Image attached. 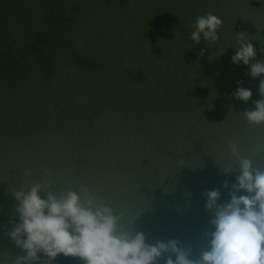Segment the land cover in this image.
Masks as SVG:
<instances>
[{
  "label": "water",
  "instance_id": "1",
  "mask_svg": "<svg viewBox=\"0 0 264 264\" xmlns=\"http://www.w3.org/2000/svg\"><path fill=\"white\" fill-rule=\"evenodd\" d=\"M43 219L131 264H264V0H0V264Z\"/></svg>",
  "mask_w": 264,
  "mask_h": 264
},
{
  "label": "trees",
  "instance_id": "2",
  "mask_svg": "<svg viewBox=\"0 0 264 264\" xmlns=\"http://www.w3.org/2000/svg\"><path fill=\"white\" fill-rule=\"evenodd\" d=\"M43 220L49 221L47 219ZM53 224L55 223H39L36 230L41 235L39 245L37 249L33 250L31 243H29L27 254L23 258V264H41L48 262L78 264L74 261V255L70 245L62 240L59 230ZM30 259L32 262L29 263L28 260ZM121 262L116 261L111 264H121Z\"/></svg>",
  "mask_w": 264,
  "mask_h": 264
},
{
  "label": "built area",
  "instance_id": "3",
  "mask_svg": "<svg viewBox=\"0 0 264 264\" xmlns=\"http://www.w3.org/2000/svg\"><path fill=\"white\" fill-rule=\"evenodd\" d=\"M42 223H50L52 221H44L41 220ZM55 223V222H52ZM54 227H56L59 230L60 236L62 240L66 243H68L72 249L73 255H74V261L78 264H111L113 262H116L118 260H114L112 258L99 256L86 248L81 242L74 239L67 227L60 223L53 224ZM40 233L35 232L34 236L31 239V246L34 249H37L39 242H40ZM28 262H32L31 259L28 260ZM131 264L126 261H122L121 264Z\"/></svg>",
  "mask_w": 264,
  "mask_h": 264
},
{
  "label": "crops",
  "instance_id": "4",
  "mask_svg": "<svg viewBox=\"0 0 264 264\" xmlns=\"http://www.w3.org/2000/svg\"><path fill=\"white\" fill-rule=\"evenodd\" d=\"M41 264H57L56 262H48V263H41Z\"/></svg>",
  "mask_w": 264,
  "mask_h": 264
}]
</instances>
